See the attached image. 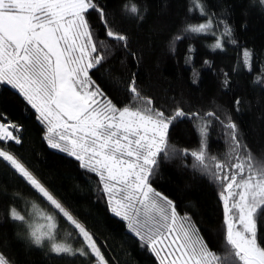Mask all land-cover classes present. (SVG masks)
<instances>
[{
    "label": "trees",
    "instance_id": "obj_1",
    "mask_svg": "<svg viewBox=\"0 0 264 264\" xmlns=\"http://www.w3.org/2000/svg\"><path fill=\"white\" fill-rule=\"evenodd\" d=\"M94 2L104 9L113 29L128 37L127 46L106 40L98 13L89 11L87 19L96 43L106 56L102 65L91 70L94 85L122 107L129 103L125 88L134 76L141 95L150 97L166 116H172L177 108L185 112V117L169 127L168 155L158 156L150 183L173 201L180 216L191 217L210 248L222 255L225 226L221 188L194 167V159L183 155V150L199 148V126L210 121L208 154L225 159L229 141L222 122L230 118L237 125L241 142L257 159L264 160V6L259 0H199L205 12L201 15L195 0ZM133 5L138 14L129 10ZM209 18L214 25L210 34L185 31L188 25L205 23ZM225 24L232 35L222 38L223 50H213ZM177 36L181 39L176 40ZM245 50L252 53L250 68L244 65ZM209 111L219 119L206 117ZM194 112L200 116L193 118ZM36 116L17 90L0 84V122H12L21 129V143L0 144V148L14 155L86 227L108 264H160L129 231L128 222L110 210L98 176L81 168L75 158L48 146L46 124ZM11 208L29 219L31 212L50 211L23 178L0 161V253L11 264H92L79 255H55L50 245H32L26 226L8 215ZM56 222L57 241L80 248L64 218L57 216ZM259 227L264 242V214Z\"/></svg>",
    "mask_w": 264,
    "mask_h": 264
},
{
    "label": "snow or ice",
    "instance_id": "obj_2",
    "mask_svg": "<svg viewBox=\"0 0 264 264\" xmlns=\"http://www.w3.org/2000/svg\"><path fill=\"white\" fill-rule=\"evenodd\" d=\"M195 3L205 15L199 0ZM259 3L264 6V0ZM90 10L98 13L106 40L127 46L128 37L113 29L94 0H0V84L17 90L37 120L46 124L45 139L51 149L74 157L81 168L98 176L110 210L128 222L129 231L160 264H264V242L259 235V219L264 214V160L257 159L241 142L230 118L222 122L229 141L225 159L208 154L210 121L199 126V148L183 150V155L194 159V167L221 188L225 248L218 254L191 217L180 216L173 201L150 183L158 156L168 155L169 127L185 117V112L177 108L172 116H166L150 97L141 95L134 76L125 88L129 103L122 107L94 85L91 70L102 65L106 56L100 52L87 19ZM129 10L133 14L139 11L135 5ZM213 26L209 18L188 25L185 31L210 34ZM231 35L225 24L213 50H223L222 38ZM243 57L250 68L252 53L245 50ZM204 115L219 119L215 112ZM20 131L15 123L0 122V144L21 143ZM0 161L7 162L49 206L50 211L29 213L32 219L15 208L8 213L13 221L26 226L32 245H50L55 255H79L92 264H108L93 235L14 155L0 148ZM57 216L72 227L80 248L57 241ZM0 264H11L3 253Z\"/></svg>",
    "mask_w": 264,
    "mask_h": 264
},
{
    "label": "rangeland",
    "instance_id": "obj_3",
    "mask_svg": "<svg viewBox=\"0 0 264 264\" xmlns=\"http://www.w3.org/2000/svg\"><path fill=\"white\" fill-rule=\"evenodd\" d=\"M10 86V85H9ZM74 158V157H73ZM163 247V246H162ZM154 254V253H153ZM165 253H162V255H164ZM155 255V254H154ZM155 257L157 258V256L155 255ZM158 262H159V259L157 258ZM160 263V262H159Z\"/></svg>",
    "mask_w": 264,
    "mask_h": 264
}]
</instances>
